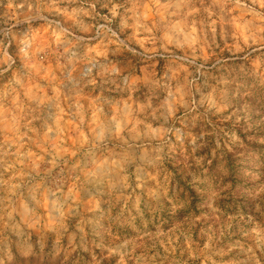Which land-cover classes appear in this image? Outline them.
Here are the masks:
<instances>
[{
    "label": "clouds",
    "instance_id": "clouds-1",
    "mask_svg": "<svg viewBox=\"0 0 264 264\" xmlns=\"http://www.w3.org/2000/svg\"><path fill=\"white\" fill-rule=\"evenodd\" d=\"M0 9V264H264V0Z\"/></svg>",
    "mask_w": 264,
    "mask_h": 264
},
{
    "label": "rangeland",
    "instance_id": "rangeland-1",
    "mask_svg": "<svg viewBox=\"0 0 264 264\" xmlns=\"http://www.w3.org/2000/svg\"><path fill=\"white\" fill-rule=\"evenodd\" d=\"M161 2H163V0H161ZM2 12H3V9H0V16H2ZM93 71H95V69H93ZM54 111V107L53 105L51 104H46L43 106V117L44 119L46 120H50L51 119V116H52V113ZM31 151L33 152H37V154L39 155L40 153L38 152L37 149H35L34 147L31 148ZM48 159H50L46 154H44L43 156V160L44 162H46ZM41 167H43V163L41 164ZM45 214H47V210H45ZM53 217H55L57 215V213L55 212V210H53V213H52Z\"/></svg>",
    "mask_w": 264,
    "mask_h": 264
}]
</instances>
